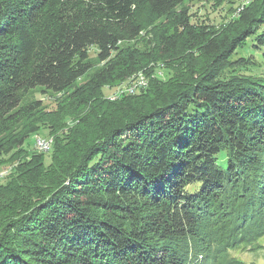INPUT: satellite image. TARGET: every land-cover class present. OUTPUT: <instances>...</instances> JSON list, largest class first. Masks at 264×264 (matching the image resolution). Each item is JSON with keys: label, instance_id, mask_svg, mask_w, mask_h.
I'll return each mask as SVG.
<instances>
[{"label": "trees", "instance_id": "trees-1", "mask_svg": "<svg viewBox=\"0 0 264 264\" xmlns=\"http://www.w3.org/2000/svg\"><path fill=\"white\" fill-rule=\"evenodd\" d=\"M195 1L0 0V264L264 258V72L236 73L264 47V0L219 26L193 23ZM157 66L166 80L105 98ZM38 89L65 97L43 115ZM45 125L50 164L23 148Z\"/></svg>", "mask_w": 264, "mask_h": 264}, {"label": "rangeland", "instance_id": "rangeland-1", "mask_svg": "<svg viewBox=\"0 0 264 264\" xmlns=\"http://www.w3.org/2000/svg\"><path fill=\"white\" fill-rule=\"evenodd\" d=\"M251 0H228L227 4L224 6L220 7L219 9L214 8L213 2H210V0H196L194 4L190 8V14L193 16L192 21L193 23H206L209 25H217L219 26L220 24L226 22L227 20H230L231 16L229 14V6L233 7V9L237 8L240 6V10L243 9L244 6H241L240 4L246 2L249 3ZM260 33H264V26L260 29ZM258 47L256 43L250 42L248 47L245 49H239L238 50V55L237 56H242L245 59H251V61L254 63V65L249 66L245 69L237 70L236 73H243V74H251V75H261L264 72V47L256 49ZM90 52V62L92 63V68L89 70L90 74L95 72V69H97V65H95L97 59H96V48H91ZM153 66V65H152ZM154 67V66H153ZM150 77L145 75L146 80V89L148 88L149 85V78L150 80H156V79H163L166 80L167 77L169 76L167 74V71H164L161 69L160 66L155 67V71L152 73H149ZM87 77L83 78L82 81L78 82L75 84L76 87L82 85L86 81ZM141 80V79H140ZM129 88L128 84H122L118 85L115 87H108L104 89V95L105 98L108 99L109 101H116L119 99L120 94L124 92H127V89ZM73 89H70L72 91ZM69 91V93H70ZM136 95V92L133 93ZM142 94V93H139ZM138 95V94H137ZM115 96L116 99L112 100L111 98ZM65 97L64 94H55L49 91H44L41 89H38L34 92H32L24 102L25 105L29 104L31 102H36L40 101L43 104L44 111H42V114H49L52 113L56 107H57V102L62 100ZM42 115L35 114L34 116L31 117V119H28L27 124L29 125H35L34 120H39ZM76 123L70 122L65 126L64 130H69L72 129ZM47 125L42 126L40 130L38 131L37 134L31 136V138L25 143L24 149L29 151L30 153H44L47 154L46 156V164H50L51 162V157H50V152H44L40 151L37 149L36 145L34 144L37 142L38 139L41 140H46L47 142H51L53 144V139L49 137L50 134L48 131V128H46ZM49 140V141H48ZM52 144H51V149H52ZM37 150V151H36ZM13 155V153L10 154L8 157H2L0 160V182H2L6 176L11 173L12 167H8V164L10 162V157ZM3 173V174H2ZM3 178V179H2ZM247 261L250 260L251 256L246 254L244 257ZM202 261V257H199L198 263ZM258 264H264V258L263 255L260 254L258 259L256 260Z\"/></svg>", "mask_w": 264, "mask_h": 264}, {"label": "bare ground", "instance_id": "bare-ground-1", "mask_svg": "<svg viewBox=\"0 0 264 264\" xmlns=\"http://www.w3.org/2000/svg\"><path fill=\"white\" fill-rule=\"evenodd\" d=\"M143 76H140L139 78H137L134 82H129V83H126L129 85V88L127 89V92H124V93H127V94H133L136 92V87L138 86H141V80ZM145 79V78H144ZM146 88V87H145ZM123 93H121L120 95H122ZM112 100H115L116 97L113 96L111 98ZM42 139V138H41ZM41 139H38L37 142H40L42 144H45V145H48V146H42L40 144H35L37 149L40 150V151H44V152H48L49 150H51V142H47L46 140H41ZM49 141V140H48ZM37 151V150H36ZM3 174V173H2ZM3 179V178H2Z\"/></svg>", "mask_w": 264, "mask_h": 264}, {"label": "built area", "instance_id": "built-area-1", "mask_svg": "<svg viewBox=\"0 0 264 264\" xmlns=\"http://www.w3.org/2000/svg\"><path fill=\"white\" fill-rule=\"evenodd\" d=\"M145 87H146V80H144V74H143V77L141 79V86H138L136 87V94H139L141 93L143 90H145ZM128 93V92H127ZM134 95V94H133ZM34 144H40L42 146H48V145H45V144H42L40 142H35Z\"/></svg>", "mask_w": 264, "mask_h": 264}]
</instances>
